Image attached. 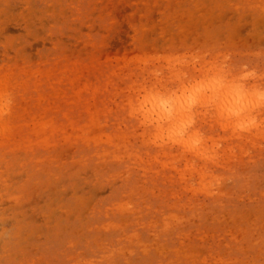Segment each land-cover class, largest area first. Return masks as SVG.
Masks as SVG:
<instances>
[{
    "label": "rangeland",
    "instance_id": "obj_1",
    "mask_svg": "<svg viewBox=\"0 0 264 264\" xmlns=\"http://www.w3.org/2000/svg\"><path fill=\"white\" fill-rule=\"evenodd\" d=\"M216 75L264 94V0H0V264H264V97ZM183 82L203 154L138 102Z\"/></svg>",
    "mask_w": 264,
    "mask_h": 264
},
{
    "label": "bare ground",
    "instance_id": "obj_2",
    "mask_svg": "<svg viewBox=\"0 0 264 264\" xmlns=\"http://www.w3.org/2000/svg\"><path fill=\"white\" fill-rule=\"evenodd\" d=\"M183 55V54H182ZM179 57V56H178ZM177 57V58H178ZM192 57V56H191ZM173 59V58H172ZM170 60V59H169ZM174 60V59H173ZM191 60H192V58H191ZM176 61H177V59H176ZM185 62V61H184ZM173 63V62H172ZM171 63V64H172ZM206 63H209V61H206ZM219 64V63H218ZM217 64V65H218ZM221 64V63H220ZM220 64H219V66H217V67H219V68H221L220 67ZM177 65V64H176ZM181 65V64H180ZM179 65V66H180ZM185 66H186V64H184ZM183 65V66H184ZM188 65V64H187ZM224 65V64H223ZM222 65V66H223ZM168 66V65H167ZM190 66V65H189ZM203 66H205L204 64L202 65V67ZM216 66H215V69H216ZM145 67H147V66H145ZM163 67H164V65H163ZM162 67V68H163ZM171 67V66H170ZM174 67V66H173ZM177 67H178V65H177ZM195 67V66H194ZM205 67H207V68H209V67H212L211 65L208 67V66H205ZM204 67V68H205ZM160 68V67H159ZM176 68V67H175ZM184 68V67H183ZM187 68V67H186ZM204 68L202 69V70H204ZM164 69V68H163ZM181 69V68H180ZM179 69V70H180ZM200 69V68H199ZM198 69V70H199ZM210 70H211V68H209ZM214 69V70H215ZM222 69V71L224 70L223 68H221ZM150 70V69H149ZM169 70V69H168ZM185 70V69H184ZM208 70V69H207ZM207 70H206V73H207ZM218 70V69H217ZM220 70V69H219ZM218 70V71H219ZM242 70V69H241ZM143 71V70H142ZM190 71V70H189ZM188 71V72H189ZM209 71V70H208ZM211 71H213V70H211ZM210 71V73H212ZM216 71V70H215ZM231 71V70H230ZM132 72V71H131ZM177 72H178V70H177ZM180 72V71H179ZM194 72V71H193ZM203 72V71H202ZM217 72V71H216ZM215 72V73H216ZM220 72H221V70H220ZM225 72V71H224ZM148 73V72H147ZM152 73V72H151ZM162 73V72H161ZM190 73V72H189ZM191 73H192V71H191ZM203 73H205V72H203ZM209 73V74H210ZM227 73H229V72H227ZM143 74V73H142ZM180 74V73H179ZM179 74H177V75H179ZM208 74V73H207ZM212 74H214V71H213V73ZM222 74V73H221ZM232 74V73H231ZM186 74H184V76H185ZM211 75V74H210ZM209 75V76H210ZM232 75H234V74H232ZM240 75V74H239ZM256 75V74H255ZM156 76V75H155ZM166 76V75H165ZM168 76H171V75H168ZM201 76H203V74L201 75ZM229 76H230V74H229ZM134 77V76H133ZM145 77V76H144ZM161 77V76H160ZM180 77V76H179ZM186 77V76H185ZM185 77H183V78H185ZM262 77V76H261ZM142 78V77H141ZM170 78V77H169ZM190 78V77H189ZM195 78V77H194ZM198 78V77H197ZM201 78V77H200ZM202 78H204V77H202ZM201 78V80L204 82V80ZM207 78V77H206ZM206 78H204L205 79V81L207 82V79ZM143 79V78H142ZM145 79V78H144ZM157 79V78H156ZM156 79H154V80H156ZM163 79V78H162ZM180 79V78H179ZM188 79V78H187ZM241 79V78H240ZM147 80V79H146ZM164 80V79H163ZM171 80V79H170ZM160 81H161V79H160ZM166 81V80H165ZM173 81V80H172ZM181 81H183V80H181ZM201 81V82H202ZM214 83H212V82H209V83H207V86H209L210 88H211V93L208 95V98L210 99V100H216V104H217V107L220 109V110H223V111H225L226 112V114L228 115V116H231L230 118H237L238 120L240 119V120H247V121H249V122H252V121H254V118L252 117V116H249L250 114H251V111L253 110V109H255L254 107H256V106H258L260 103H262L263 102V97H264V94L263 95H261V94H258L259 92L255 89L256 87H258V85L256 86L255 85V83H254V85H255V88L254 87H252V85L251 86H249V87H244V85H242V84H240V83H237V82H235V80H233V79H225L222 75L220 76V75H216L215 77H214V79L212 80ZM241 81H243L242 79H241ZM136 82V81H135ZM143 82V81H142ZM152 82H154V81H152ZM163 82V81H162ZM168 82H169V80H168ZM144 83H145V80H144ZM143 83V84H144ZM148 83V82H147ZM159 83V82H158ZM166 83V82H165ZM187 83V82H186ZM185 83V84H186ZM190 83V82H189ZM137 84V83H136ZM142 84V83H141ZM162 84V83H161ZM140 85V84H139ZM139 85H137V87L139 86ZM149 85H151V82H150V84ZM159 85V84H158ZM165 85V84H164ZM167 85V84H166ZM172 85V84H171ZM142 86V85H141ZM146 86V85H145ZM148 86V85H147ZM151 86H153V85H151ZM156 86V85H155ZM172 87H173V85H172ZM181 87V92L180 93H178V94H176L177 92H174V91H172L171 93H169V94H161L160 92H158V90H156V92L155 91H151V92H149V90H150V88L148 89V91L146 92V95L143 97V94H145V93H141L142 94V99L143 100H139L138 102H140V101H142V103H141V105L143 104L144 106H148L147 107V110L149 111V112H151V113H153V112H155L156 113V118H155V120H156V122H157V126L156 127H158L159 128V130H163V129H166L167 130V132L169 133V135L170 136H172V137H174L175 138V140L176 141H178V142H180L182 145H184V146H186V147H188V148H190L191 150H193L194 152H196V153H201V154H203V153H205L206 152V148L204 147V146H202V145H200L201 143L199 142L200 141V139H199V137L198 136H196V131H193V132H187V128L185 127L186 126V124L191 120L190 119V116L188 115V114H190L189 112H191V108L193 107V106H195V105H193L192 106V104L196 101V100H198V99H201L202 97H200V96H198V93H199V91H200V88L199 87H197L196 85H195V83H191V84H189L188 85V83H187V85H184V82H183V84L180 86ZM179 87V88H180ZM260 87V86H259ZM135 88V87H134ZM146 88V87H145ZM162 88V87H161ZM178 88V90H180ZM166 89V88H165ZM168 89V88H167ZM170 89V88H169ZM172 89V88H171ZM171 89H170V91H171ZM261 89V88H260ZM143 90V89H142ZM155 90V89H154ZM161 90H163V89H161ZM176 90V89H175ZM203 90V89H202ZM141 91V90H140ZM144 91H145V89H144ZM143 91V92H144ZM166 91V90H165ZM161 92H163V91H161ZM169 92V91H168ZM139 93V92H138ZM140 94V93H139ZM141 96V95H140ZM198 96V97H197ZM2 96H0V99H2L1 98ZM207 98V97H206ZM138 99V98H137ZM7 100V99H6ZM9 100V99H8ZM206 100V99H205ZM204 100V103H206V102H208L209 100H207V101H205ZM1 101V100H0ZM202 101V100H201ZM8 102V101H7ZM133 102H135V101H133ZM199 102V101H198ZM212 102V101H211ZM146 103H147V105H146ZM196 103V102H195ZM204 103H202L203 105H204ZM4 103H0V106H2ZM7 104V103H6ZM132 104V103H131ZM139 104V103H138ZM197 104H199V103H197ZM215 104V103H214ZM142 105V106H143ZM203 105H201V106H203ZM212 105V104H211ZM130 106H132V105H130ZM136 106V105H135ZM138 106H140V104L138 105ZM137 106V107H138ZM142 106H140L139 108H138V110L139 109H142L143 107ZM263 106V105H262ZM5 107V106H4ZM206 107L208 108H210V105L209 106H207L206 105ZM259 107H261V106H259ZM133 108H134V106H133ZM133 108H131V109H133ZM136 108V107H135ZM194 108V107H193ZM198 108V107H197ZM196 107H195V110L197 109ZM207 108L204 110V111H206L207 110ZM208 108V109H209ZM213 108V107H212ZM263 108V107H262ZM145 109V108H144ZM143 109V110H144ZM189 109V112L187 113V110ZM203 109H204V107H203ZM261 109V108H260ZM2 110V109H1ZM194 110V111H195ZM198 110V109H197ZM201 110V109H200ZM264 110V109H263ZM133 112L135 111H137V109L135 110H132ZM215 111V110H214ZM259 111V110H258ZM133 112H131V113H133ZM138 112V111H137ZM141 111H139V113H140ZM198 112H199V110H198ZM209 112V111H208ZM256 112V111H255ZM262 112V111H261ZM143 112H141V114H142ZM155 113H154V115H155ZM202 113V112H201ZM216 113V112H215ZM224 113V112H223ZM135 114V113H134ZM146 114V113H145ZM193 114V113H192ZM199 114V113H198ZM204 114V113H203ZM206 114H208V113H206ZM259 114V113H258ZM258 114H257V116H258ZM223 116L225 115V114H222ZM252 115V114H251ZM198 116V115H197ZM202 116V115H201ZM200 116V117H201ZM206 116V115H205ZM212 116V115H211ZM215 116V115H214ZM221 116V115H220ZM219 116V117H220ZM256 116V117H257ZM93 117V116H92ZM199 117V118H200ZM208 117V116H207ZM259 117H261V116H259ZM152 118V117H151ZM202 118V117H201ZM203 118H205L204 116H203ZM202 118V119H203ZM214 118V117H213ZM221 118V117H220ZM193 119H194V117H193ZM201 119V120H202ZM209 119V118H208ZM212 119V118H211ZM257 119V118H256ZM154 120V121H155ZM163 120H165L166 122V124L164 125V121ZM215 120V119H214ZM227 120H228V117H227ZM142 121V120H141ZM148 121V120H147ZM161 121H163V122H161ZM208 121V120H207ZM210 121V120H209ZM213 121V120H212ZM230 121V120H229ZM195 122V121H194ZM211 122V121H210ZM215 122V121H214ZM224 122H226L225 121V119H224ZM206 123V122H205ZM216 123V122H215ZM230 123H231V121H230ZM63 124V123H62ZM152 124V123H151ZM194 124V123H193ZM204 124V123H203ZM202 124V125H203ZM214 124V123H213ZM143 125V124H142ZM190 125H192V124H190ZM209 125H211L210 123H209ZM223 125V124H222ZM221 125V126H222ZM231 125H234V123H232ZM189 126V125H188ZM187 126V127H188ZM193 126V125H192ZM197 126V125H196ZM216 126V125H215ZM224 126H227V125H224ZM55 127H57L56 125H55ZM204 127V126H203ZM211 127V126H210ZM217 127V126H216ZM220 127V126H219ZM232 127H234V126H232ZM253 127V126H252ZM251 127V128H252ZM264 127V126H263ZM58 128V127H57ZM154 128V127H153ZM196 128V127H195ZM194 128V129H195ZM198 128H200V126L198 127ZM218 128V127H217ZM227 128H229V127H227ZM238 128V127H237ZM236 128V129H237ZM250 128V129H251ZM254 128H255V126H254ZM205 129V128H204ZM203 129V130H204ZM207 129V128H206ZM216 129V128H215ZM230 129V128H229ZM244 129V128H243ZM242 129V130H243ZM263 129V128H262ZM261 129V130H262ZM158 130V129H157ZM222 130V129H221ZM254 129H252V131H253ZM258 130H260L259 129V127L257 128V131ZM154 131H156V130H154ZM198 131V130H197ZM165 132V131H164ZM210 132V131H209ZM215 132H216V130H215ZM228 132V131H227ZM237 132V131H236ZM240 133H241V131H239ZM238 132V133H239ZM242 132H244V131H242ZM245 132H248V131H245ZM244 132V133H245ZM250 132H251V130H250ZM261 132V131H260ZM260 132H257V133H260ZM214 133V132H213ZM218 133V132H217ZM217 133H215V134H217ZM226 133V132H225ZM254 133V132H253ZM253 133H250V134H253ZM257 133H255L256 135H257ZM147 134H149L148 132H147ZM211 134V133H210ZM219 134V133H218ZM223 134V133H222ZM233 134V133H232ZM249 134V135H250ZM262 134V133H261ZM144 135H146V132L144 133ZM201 135V134H200ZM243 135V134H242ZM246 135H248V134H246ZM260 135V134H259ZM149 136V135H148ZM215 136V135H214ZM232 136V135H231ZM240 136V135H239ZM238 136V137H239ZM165 137V136H164ZM204 137V136H203ZM202 137V138H203ZM213 137V136H212ZM232 137H234V134H233V136ZM241 137V136H240ZM147 138V137H146ZM150 138H152V137H150ZM224 138V137H223ZM237 138V137H236ZM251 138V137H250ZM256 138V137H255ZM255 138H254V140H255ZM263 138V137H262ZM218 139V138H217ZM253 139V138H252ZM251 139V140H252ZM229 140V139H228ZM246 140V139H245ZM159 141V140H158ZM171 141V140H170ZM209 141V140H208ZM234 141H236L235 139H234ZM241 141H242V137H241ZM148 143H149V141H147ZM174 142V141H173ZM250 142V141H249ZM248 142V143H249ZM144 143H146V142H144ZM147 143V144H148ZM228 143V142H227ZM237 143H238V141H237ZM146 144V145H147ZM178 144V143H177ZM230 144V143H229ZM232 144V143H231ZM239 144V143H238ZM241 144H242V142H241ZM157 145H160V144H157ZM167 145V144H166ZM221 145V144H220ZM223 145V144H222ZM233 145H235V144H233ZM243 145V144H242ZM254 145V143L252 144V146ZM229 146V145H228ZM237 146V145H236ZM181 147V146H180ZM211 147V146H210ZM222 147V146H221ZM235 147V146H234ZM239 147L240 148H242L240 145H239ZM248 147H249V145H248ZM254 147V146H253ZM183 148V147H182ZM209 148V147H208ZM231 148V147H230ZM244 148V147H243ZM160 149V148H159ZM167 149V148H166ZM238 149V148H237ZM161 150H163V149H161ZM173 150V149H172ZM185 150V149H184ZM232 150V149H231ZM246 150V149H245ZM186 151V150H185ZM212 151H214V150H212ZM222 151V150H221ZM242 152L244 151V150H241ZM148 152V151H147ZM150 152V151H149ZM175 152H178V151H175ZM187 152V151H186ZM185 152V153H186ZM208 153H209V151H207ZM217 152V151H216ZM224 152V151H223ZM158 153H160V152H158ZM164 153H166V152H164ZM184 153V154H185ZM191 153H192V151H191ZM190 153V154H191ZM225 153H227V152H225ZM237 153V152H236ZM168 155H169V153H167ZM207 154V153H206ZM237 154H239V153H237ZM139 155V154H138ZM150 155H152L151 153H150ZM155 155H157V154H155ZM166 155V154H165ZM174 155V154H173ZM210 155V154H209ZM212 155V154H211ZM223 155V154H222ZM227 155H229V154H227ZM230 155H232V154H230ZM234 155V154H233ZM232 155V156H233ZM250 155V154H249ZM159 156V155H158ZM157 156V157H158ZM170 156V155H169ZM199 156V155H198ZM214 156V155H213ZM240 156V155H239ZM171 157H173V156H171ZM180 157V156H179ZM197 157V156H196ZM217 157V156H216ZM215 157V158H216ZM220 157V156H219ZM219 157H217L218 159H219ZM226 157H228V156H226ZM226 157H224V158H226ZM235 157V156H234ZM239 158V157H238ZM149 159H150V157H149ZM160 159H161V157H160ZM165 159V158H164ZM169 159V158H168ZM191 159V158H190ZM205 159V158H204ZM210 159V158H209ZM208 159V160H209ZM222 159V158H221ZM229 159V158H228ZM153 160V159H152ZM198 160V159H197ZM202 160V159H201ZM206 160V159H205ZM216 160V159H215ZM237 160V159H236ZM240 160V159H239ZM238 160V161H239ZM144 161V160H143ZM148 161V160H147ZM146 161V162H147ZM164 161H166V160H164ZM177 161V160H176ZM183 161V160H182ZM219 161V160H218ZM230 161H232V159L230 160ZM233 161H234V159H233ZM152 162V161H151ZM171 162V161H170ZM169 162V163H170ZM175 162V161H174ZM184 162V161H183ZM187 162H188V159H187ZM197 162V161H196ZM203 162H205V161H203ZM209 162H210V160H209ZM216 162H217V160H216ZM221 162V161H220ZM226 162H227V160H226ZM149 163H150V161H149ZM158 163H160V162H158ZM176 163V162H175ZM181 163V162H180ZM189 163V162H188ZM194 163V162H193ZM199 163V162H198ZM202 163V162H201ZM207 163V162H206ZM223 163H224V160H223ZM230 163V162H229ZM233 163V162H232ZM196 164V163H195ZM200 164V163H199ZM211 164V163H210ZM215 164V163H214ZM235 164V163H234ZM151 165V164H150ZM156 165H157V163H156ZM177 165V164H176ZM207 165V164H206ZM212 165V164H211ZM169 166V165H168ZM210 166V165H209ZM213 167V166H212ZM203 168V167H202ZM164 169V168H163ZM207 168L205 167V170H206ZM173 170V169H172ZM175 170V169H174ZM180 170V169H179ZM187 170V169H186ZM199 170V169H198ZM201 170V169H200ZM199 170V171H200ZM210 170V169H209ZM178 171V170H177ZM170 172V171H169ZM172 172V171H171ZM189 172V171H188ZM213 172V171H212ZM187 174V173H186ZM198 174V173H197ZM172 175V174H171ZM174 175V174H173ZM209 175V174H208ZM128 176V175H127ZM170 176V175H169ZM176 177V176H175ZM212 177V176H211ZM181 178V177H180ZM188 179V178H187ZM205 179V178H204ZM203 179V180H204ZM183 180H185V179H183ZM190 180H192V179H190ZM198 180V179H197ZM172 181H173V183H174V180L172 179ZM176 181V180H175ZM180 181V180H179ZM179 181H178V183H179ZM188 181H189V179H188ZM214 181H216V180H214ZM213 181V182H214ZM182 182V181H181ZM180 182V183H181ZM184 182V181H183ZM217 182V181H216ZM177 183V184H178ZM187 183V182H186ZM186 183H185V185H186ZM213 184H215V183H213ZM212 184V185H213ZM184 185V184H183ZM201 185V184H200ZM211 185V186H212ZM220 185V184H219ZM182 186V185H181ZM187 186V185H186ZM185 186V187H186ZM210 188V187H209ZM186 189H187V187H186ZM205 189V188H204ZM189 190V189H188ZM187 190V191H188ZM208 192H210V191H208ZM124 209V208H123ZM201 232V231H200Z\"/></svg>",
    "mask_w": 264,
    "mask_h": 264
}]
</instances>
